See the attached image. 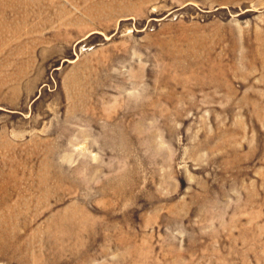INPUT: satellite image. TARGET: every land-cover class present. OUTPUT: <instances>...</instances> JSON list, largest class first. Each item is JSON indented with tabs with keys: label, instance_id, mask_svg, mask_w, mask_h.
I'll use <instances>...</instances> for the list:
<instances>
[{
	"label": "rangeland",
	"instance_id": "1",
	"mask_svg": "<svg viewBox=\"0 0 264 264\" xmlns=\"http://www.w3.org/2000/svg\"><path fill=\"white\" fill-rule=\"evenodd\" d=\"M0 264H264V0H0Z\"/></svg>",
	"mask_w": 264,
	"mask_h": 264
}]
</instances>
